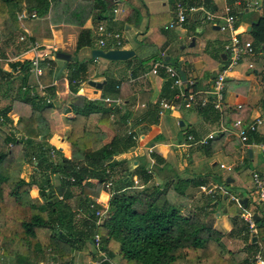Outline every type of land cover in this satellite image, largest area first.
Returning <instances> with one entry per match:
<instances>
[{"label": "trees", "instance_id": "16d2710c", "mask_svg": "<svg viewBox=\"0 0 264 264\" xmlns=\"http://www.w3.org/2000/svg\"><path fill=\"white\" fill-rule=\"evenodd\" d=\"M67 1L0 0V44L8 42L16 31L11 6L29 14L35 13L37 17L55 19L58 9ZM96 1L104 3V0H91L88 7H93ZM199 1L181 0L187 5H197ZM206 1L209 4V0ZM234 1L227 0V3L231 5ZM259 4L260 17L252 23L248 34L255 50L263 52L264 0ZM231 13L235 14L233 10ZM86 45H91L89 31L81 29L75 51ZM0 53L4 54L3 51ZM74 58L65 66L71 92L59 107L53 102L46 103L44 97H31L22 91L21 95L12 97L9 103L0 107V258L11 259L14 264H72V252L87 242L92 243L94 235L98 234L101 237L99 249L104 254L100 264H109L115 258L123 264H250L261 251L258 243L250 240L252 230L240 217L241 212L233 216V227L228 234L245 231L246 244L233 251L226 250L222 244L224 234L214 227L215 211L210 205L206 203V209L203 207L202 211L185 212L190 199L186 194L187 187L203 185V177H199L197 182L177 177L174 183L170 182L164 188L147 187L153 174L148 172L145 159L138 161L131 171L126 162L118 164L112 158L113 154L128 151L134 141L126 132V135H116L109 142H104L102 126L113 128V124L122 125L129 114H118L112 122L110 114L116 113L113 104H103L76 94L79 84L87 80V64ZM218 58L221 61V56ZM173 65L180 67L179 61ZM29 67L30 60H16L9 63L8 70L0 68V73L8 80L21 75L22 83H25ZM162 74L165 75L164 72ZM105 81L102 96L117 97L120 82L109 78ZM194 86L188 82L186 90H194ZM47 95L55 98L56 91L50 86ZM238 110L224 109L221 116L223 119L232 116L233 119L249 121ZM69 111L83 117L82 130L80 134L73 129L66 133L65 140L71 155L54 161L52 152L60 151L48 139L55 131V112ZM151 113L155 123L158 120L157 109L153 108ZM14 114L20 117L24 126L20 135L23 144L19 150L9 146L18 141L17 131H11L15 130L11 117ZM254 140L264 142L258 134L254 135ZM27 163L34 166L29 179L22 176ZM117 165L121 166L115 172ZM249 168L245 165L235 170L244 181H249L252 178ZM53 175L59 176L57 193L53 191ZM134 177L142 185L140 189L133 188ZM89 180L95 183L91 184ZM109 181L113 191L107 206H103L95 202V198L102 189H106ZM223 182L230 185L225 180ZM34 187L38 189L36 196L30 194ZM170 188L178 196H169ZM226 189L229 198L232 191ZM222 194L221 191L214 193L217 202L213 205L224 200ZM214 198H209V202ZM106 199L107 196L102 194L101 200ZM78 209L83 213L76 220ZM96 211H105L101 222L95 216ZM239 222L242 223L238 226ZM254 224L258 231L264 229L263 219L255 220ZM262 242L264 245V239Z\"/></svg>", "mask_w": 264, "mask_h": 264}, {"label": "crops", "instance_id": "0c3cea01", "mask_svg": "<svg viewBox=\"0 0 264 264\" xmlns=\"http://www.w3.org/2000/svg\"><path fill=\"white\" fill-rule=\"evenodd\" d=\"M85 1L68 0L65 5H61L58 9V15L55 16V19L61 21V27L68 34L69 40L74 43L73 52L70 53L61 50L56 44L45 46L55 48L57 52L62 51L73 57L75 56L76 60L81 62L92 61V64L95 65L93 73L87 76L86 81L79 84V87L82 89L79 93H76L77 95L89 100L100 101L103 104H113L116 113L110 114L112 122H115L119 116L118 114L125 112L129 114L126 122L124 124L122 123V125L113 124V128L106 125L102 126L104 142H109L116 135H126V132L132 137L128 131L133 129V134L137 136L135 139L133 137L131 138L134 141L133 147L119 154L116 160L118 164L126 162L125 165L130 167L132 171L138 161L145 159L146 167L148 168L151 165L153 170L151 172L153 177L146 184L147 187L164 188L170 182L174 183L177 177L193 179L194 182H197L199 177H203L205 180L203 185L205 187L214 188L216 189L214 191L218 193L221 191V194L223 192L224 200L214 205L212 203L217 202L216 198H214V201L209 202L210 199L207 195H203L207 199L206 203L208 205L210 204V207L215 211L214 227L224 234L221 242L225 249L229 251L241 249L246 244L245 231L239 232L238 234H228L233 227V216L238 212H241V214L248 213L252 217L256 215L258 217L257 220L263 219L264 221V204L258 202L253 193L252 178L249 181H244L235 169L238 166L244 167L247 165L251 167L252 165L253 167L249 168L251 175L253 172L264 175V150L254 147L251 149V153H249V149H245L232 130L231 123L234 120L233 117L229 116L223 119L221 111L235 108L236 105L240 104L241 108L239 110L241 111V115L249 119L253 116L261 117L258 111L262 103L258 90L262 87V83H264V67L260 72V74H263L260 78L261 81L257 77H254V74L259 71L254 63L255 61H250L254 65L252 70L245 67V69H232L228 72L221 111L215 109L211 103L205 106L204 108H208L203 111H200L199 109L201 108L197 105L191 108H185L182 105L181 99L174 98L176 88L171 86V79L165 73L164 68L159 67L157 73L152 72L154 64L166 62L167 64L173 65L175 61H179L180 67L177 68L180 74L182 72L186 77L187 84L189 82L191 85H195L193 87L194 90L209 91L212 89L214 79L212 78V74L217 72L219 66L223 63L221 61H224L222 57L220 59L221 61H219L218 55L221 56L224 53L223 44L227 40V34L220 32L215 28V24L204 21L197 15L188 16L186 23L181 27L165 30L164 26L175 17L176 3L181 0H104V3L96 1L93 7L92 5L88 7L90 6L89 1L91 0ZM259 3L260 0H235L229 5L227 0H209V4L206 1V6L211 11H214L215 7L216 10L214 12L216 13L223 12L224 8L229 6L237 16V30L240 33V37L250 39L248 31L252 23L256 22L261 14L259 13L261 8H258L260 6ZM110 4L112 5L109 6ZM253 7L255 9H252ZM22 11L16 8H14V11L10 10L16 31L8 38V42L0 44L2 51L6 50V55L8 56L18 55L28 47L26 43L18 42V39L16 42L24 46L22 50H18L12 45L7 46L12 42L10 39L12 37L14 38L15 33L19 32L20 28L25 33V36H30L29 38L32 40L37 41V38H42L41 33L34 34L29 31L26 27L27 22L17 19L18 14ZM62 23L65 25L62 26ZM98 25H104L108 29L120 32L124 41L121 48L133 50L135 53L134 56L127 60L112 61L103 58H92V50L100 48L97 43ZM81 29L89 31L91 45H86L78 49L75 55L76 42ZM143 39L145 40L142 43L141 40ZM192 41L193 44H191ZM255 56L264 59V51H258ZM66 62L68 61L57 58L54 61L51 60L50 69L49 67L46 68V75L44 74V82L42 83L45 85L51 84V89L56 91L55 98L50 96L54 105L57 98L65 95L66 99L67 94L71 92L66 78ZM0 68L6 71L9 69V64H7V67H2L1 65ZM63 71L64 74L60 75ZM87 71L89 72L90 70ZM163 72L165 75L162 74ZM199 73L201 74L199 75ZM106 78L115 79L120 82V86L117 87L120 91L119 95L117 97L111 96V98H119L121 104L114 102L106 103L98 98L102 96L104 84L96 92L94 88L88 85L89 80L105 81ZM167 79L169 81L164 85ZM229 80L234 82L232 87L228 84ZM11 81H14V77L8 80V86H10L9 83ZM31 82L32 75L27 77L26 80V83ZM86 82L87 84L85 86ZM245 82H249L250 85L246 86ZM26 83H21V85L23 86ZM60 84L64 85V91L60 89ZM45 93L47 94V89ZM17 94L21 95L19 88ZM250 97L253 100L248 103ZM161 100L174 103V109H163L160 104ZM55 106L59 107L60 105ZM153 108L157 109L158 115V120L155 123L152 122L154 116L151 110ZM57 114L60 117L65 116L69 121H62L56 118V120H59L58 124L55 127L54 134L48 139V142L60 151L59 153L52 152L51 157L54 161L59 160L61 157H70L71 152L65 140V135L71 129L75 130L77 134H80L83 125V117L73 113V111L67 113L57 112L55 116ZM16 118L19 120V125L15 126L16 122L14 123L16 127L14 131H17L18 138L16 143L23 144L20 135L22 134L24 126L20 121V117L17 116ZM210 132H216L217 136L208 145H193L190 141H186L187 143L184 142L188 134L200 137ZM180 134L183 135V138H180ZM256 134L264 139V128H261ZM260 143L264 144V142ZM178 148L182 151V155ZM256 148L259 149L257 154L255 152ZM247 154L249 158L246 157ZM155 156H158V159ZM187 157L189 161H187ZM159 159H161L160 162H158ZM27 165H24L23 173H25ZM221 165H224V167H221ZM120 166L117 165L114 171H118L119 168L117 167ZM33 169L34 166H30L29 175L32 174ZM219 170H225L226 172L222 173ZM24 175L28 176L27 173ZM29 178L27 177L26 179ZM228 178L231 180L227 182ZM51 179L54 187L53 191L57 193L59 176L53 175ZM224 180L230 185H225ZM89 183L93 184L95 181L89 180ZM107 187L106 189H102L95 198V202L103 206H107L111 192L113 191L111 187ZM226 187L232 191L231 197L229 198L227 197ZM199 188L200 186H194V184L187 187L186 194L188 193L190 199H188V208L186 207L184 209L186 212L191 210L202 211V208L206 207V203L202 204V201L200 202L196 198ZM32 191L38 195L37 188L34 187ZM74 192L77 191L74 190ZM102 194L107 196L105 201L101 200ZM169 196L175 198L178 195L170 188ZM234 196L239 199V203L240 199L246 198V207H243L242 204L240 206L233 201L232 197ZM82 213L83 211L78 209L75 215L76 220L80 219ZM241 214L240 217H242ZM243 221L245 220L243 219ZM241 223L239 222L238 226ZM251 230L250 240L252 241L253 237H255L256 240L253 242L258 243L259 250L263 253L264 245L262 240L264 239V229L261 228L258 231L254 224ZM236 246L237 248H235ZM99 250L97 248L95 249L91 242H87L72 252V264H80L86 253L89 254L87 256L89 259L97 258L96 260L99 261L103 257V252L101 253ZM110 262H114V259L110 260ZM0 264H14V262L11 259L0 258ZM120 264H123V261L120 260Z\"/></svg>", "mask_w": 264, "mask_h": 264}, {"label": "built area", "instance_id": "2783aa9c", "mask_svg": "<svg viewBox=\"0 0 264 264\" xmlns=\"http://www.w3.org/2000/svg\"><path fill=\"white\" fill-rule=\"evenodd\" d=\"M190 15H197L198 17L202 18V20L210 22L211 24H215L220 32L227 34V40L223 44V52L226 53L227 56L215 74L212 83V89L209 91H199L193 89L186 90L187 82H183V77L181 76L179 69L171 64L161 62L155 63L152 72L157 73L159 67L164 68L165 73L171 79V86L176 88L174 98L181 99L183 107L191 108L194 105H197L200 108H203L211 103L215 109L221 111L228 72L238 65L244 57L253 56L257 54L258 51L255 50L250 39H243L240 37V33L237 30V16L231 13V8L229 6H226L223 12L216 13L208 9L206 6V0H200L197 5H187L186 3L178 1L175 6V17L164 26V29L169 30L175 27H181L186 23L188 16ZM36 17L37 16L35 13L29 14L24 10L17 16L19 20H26ZM97 32V43L101 49L106 51L107 49H119L122 47L124 41L120 32L108 29L104 25H98ZM29 37L30 36L21 35L18 38V42L26 43L28 46L25 51L14 56L9 54L10 56L0 59V62L9 64L10 62H14L16 60H30V67L28 71L29 74L33 76L34 83L21 86V90L25 93L28 92L31 97H44L46 103H51V97L46 96L45 93L46 89L50 87L51 84H43L41 77H43L45 74L44 68L50 67L51 60L55 57L57 51L55 48L40 44L38 41L32 40ZM27 54H30L29 58H25V55ZM247 68L252 70L254 68L253 63H247ZM81 89L82 88L79 87L77 92L79 93ZM98 98L106 103L114 102L116 104H121V100L119 98H111L109 96H100ZM160 104L163 109H174L175 106L174 103H169L165 100H161ZM235 108L240 109L241 105L238 104L235 106ZM1 120L2 115L0 114V121ZM262 122V118L258 116L251 117L249 121L242 118H236L232 121V130L245 149L258 147L264 150V144L257 143L254 140V135L259 131ZM128 133L131 134L134 139L137 138V136L133 134V129H130ZM215 136H217L216 132H210L200 137L188 134L186 136V140L190 141L193 145L205 146L208 145L209 142L215 138ZM9 146L12 147L13 143H10ZM117 156H119V154H113L112 158L116 159ZM221 167H224V165H221ZM228 169L230 168L228 167ZM148 172H152L151 165L148 166ZM134 184L135 188L140 186L142 187V185H139V180L137 178H134ZM107 186L111 187L112 182L109 181ZM252 187L257 201L264 204V175H261L258 172H253ZM200 188L201 190L205 191L207 195H210L211 198H214V193L216 192L213 188H207L204 185H200ZM232 200L240 205L239 199L237 197H232ZM241 215L249 227L252 228L254 226V219L252 215L248 213ZM95 216L98 218V222H101L105 216V211H96ZM100 241L101 237L98 234L94 235L92 245L98 250ZM100 262V260H96L94 264H100ZM109 264L116 263L110 262ZM250 264H264V254L261 252L256 254L254 258L251 259Z\"/></svg>", "mask_w": 264, "mask_h": 264}, {"label": "rangeland", "instance_id": "374dc122", "mask_svg": "<svg viewBox=\"0 0 264 264\" xmlns=\"http://www.w3.org/2000/svg\"><path fill=\"white\" fill-rule=\"evenodd\" d=\"M14 8L15 7H13V6H11L10 7V10H13L14 11ZM252 9H255V7H253ZM259 13H261V10L259 11ZM18 19V18H17ZM19 20V19H18ZM20 21H23V22H27V25H26V27L29 29V31L31 32V33H36V34H38V33H41L42 34V38H37V41L38 42H40V44H43V45H51V44H56L57 45V47L58 48H60L61 50H65V51H67V52H73V47H74V43L73 42H71L70 40H69V37H68V34L66 33V32H64V29H62V27H61V21L59 20V19H50L49 17H47V16H43V17H38V18H36V19H32V18H30V19H26V20H20ZM63 25H65V24H63L62 23V26ZM45 26V28H43ZM65 27V26H64ZM67 27V26H66ZM25 35V33H23L22 31H21V28H20V30H19V32H17V33H15V36H14V38L12 37L10 40H12V42H10L7 46H13V47H15V48H17L18 50H22V48H24V46L20 43V44H18L17 42H16V40L18 39V37L20 36V35ZM2 51V49H1V46H0V52ZM3 53L4 54H1L0 53V59H4V58H6L8 55H6V50H3ZM76 51H75V55H76ZM25 58H29V55L27 54V55H25ZM56 58H53L52 60L54 61ZM92 60V59H91ZM77 61H79V60H77ZM250 61H252V62H254L255 63V65H256V67H257V69L259 70L258 71V73H256V74H254V77L256 78H258V80L259 81H261V75H263L262 73L260 74V72H261V70H262V68L264 67V59H262V58H258V57H256L255 55H253V56H246V57H244L241 61H240V63L238 64V65H236L233 69H235V70H241V69H245V67H247V63H249ZM79 62H81V61H79ZM82 62H85V61H82ZM86 69L87 70H90L87 74H86V77L87 76H90L92 73H93V71L95 70V65H93L92 64V61H86ZM1 65H2V67H7V64H4V62H0V67H1ZM240 65V66H239ZM49 69H50V67H49ZM248 69V68H247ZM44 73H45V75H46V68H44ZM64 74V71L60 74V75H63ZM201 73H199V75H200ZM30 76V74L28 75V77ZM41 81L42 82H44V76L43 77H41ZM7 82H8V79H6V77H4V76H2L1 75V73H0V107L1 106H4V105H6L7 103H9L10 102V99L13 97V95L14 96H16L17 97V92H18V88L20 89V92L22 91L21 90V83H22V80H21V75H15L14 76V81H11L10 83H9V85L10 86H8V84H7ZM25 83H26V81H25ZM32 83H34V78H33V76H32V82L31 83H26V84H24V85H28V84H32ZM233 81L232 80H229V85H230V87H232L233 86ZM86 84H87V82L85 83V86H86ZM245 85L246 86H249L250 84H249V82H245ZM20 86V87H19ZM60 86V89H62V91H64L65 90V87H64V85H59ZM79 88V87H78ZM228 89L230 90V88L228 87ZM225 92V91H224ZM228 94V93H227ZM258 94H260L261 95V98H260V100H261V103H262V106L260 107V109H259V113L261 114H258V115H260L261 116V118H262V125L260 126V129H259V131L261 130V128L263 129L264 128V83H262V87H260V89L258 90ZM63 96H64V99H63ZM65 100V95H61L59 98H57V100H55V105H61L62 103H63V101ZM252 98L250 97L249 99H248V103L249 102H252ZM54 101V100H53ZM245 106H247V105H245ZM245 110V109H244ZM55 113H57V112H55ZM18 115H16V114H14V115H12L11 117H12V119H13V122L15 123L16 122V125L15 126H17V125H19V123H18V119L16 118ZM62 116V115H61ZM56 118H58V119H60V120H62V121H69V119H67L65 116H62V117H60L58 114L55 116V127H56V125L58 124V121L59 120H56ZM20 121H21V119H20ZM23 124V123H22ZM16 128V127H15ZM11 131H14V130H11ZM183 135L182 134H180V138H183L182 137ZM187 140H186V138H185V143H187L186 142ZM214 145V144H213ZM13 148H15L16 150H19L21 147H22V144L21 143H15V144H13V146H12ZM179 150H180V148H178ZM184 151H185V149H184ZM255 152H256V154L259 152V149H255ZM180 154L182 155V151L180 150ZM187 159V161H189V159H188V157L186 158ZM176 160V159H175ZM226 163H227V161L226 160H224ZM28 164V163H27ZM156 165H158V163H156ZM30 166L32 167V164L30 165V164H28L27 166H26V170H25V173H27L28 174V176H25L24 174L25 173H23L22 172V176L25 178H29V173H30ZM253 166L251 165V167L250 168H252ZM219 171H221L222 173H225L226 171L225 170H219ZM25 178V179H26ZM156 181V180H155ZM149 182V181H148ZM147 182V183H148ZM153 183H154V181H153ZM133 188H135V187H133ZM141 188V187H140ZM139 188V189H140ZM208 188V187H207ZM135 189H138V187L137 188H135ZM214 189V188H213ZM33 190V189H32ZM214 190H216V189H214ZM215 192H217V191H215ZM30 194L32 195V196H36V194H35V192L34 191H31L30 192ZM203 194H205V195H207V193L205 192V191H203V190H201V188H199V191L197 192V194H196V198H197V200L198 201H202V204H204V203H206V201H207V199L205 198V195H203ZM202 197V198H201ZM207 197L208 198H210V195H207ZM200 198V199H199ZM211 199V198H210ZM206 205V204H205ZM210 205V204H209ZM106 206V205H105ZM211 206V205H210ZM188 208V207H187ZM186 212V211H185ZM94 247V246H93ZM91 248H92V246H91ZM235 248H237V246L235 247ZM96 249V248H95ZM84 250V249H83ZM100 251V250H99ZM84 255V254H83ZM87 256H89V254L88 253H86L85 254V256H84V258H83V261H81L80 262V264H92L96 259H94V258H88ZM86 257V258H85ZM88 261H90L89 263H88ZM114 262L115 263H118V264H120V259L119 258H115L114 259Z\"/></svg>", "mask_w": 264, "mask_h": 264}, {"label": "water", "instance_id": "95a60500", "mask_svg": "<svg viewBox=\"0 0 264 264\" xmlns=\"http://www.w3.org/2000/svg\"><path fill=\"white\" fill-rule=\"evenodd\" d=\"M112 4H110L109 6H111ZM258 8L260 9L261 7L258 6ZM215 28L218 29V27L216 26ZM191 44H193V41L191 42ZM92 58L96 59V58H103L106 60H127L129 58H131L132 56H134V51L131 49H126V48H120V49H109V50H103L101 48H96L92 50ZM226 53H222L221 57L223 60H225L226 58ZM55 58L60 59V60H64V61H74V57L68 53L59 51L55 54ZM166 63V62H164ZM216 73L212 74V78L215 77ZM181 75L183 77L184 82H187L186 77L184 76V74L181 72ZM103 84H105V81H95V80H89L88 81V85L92 88H94L95 92L97 90H100L103 86ZM249 153H251V149L248 150ZM231 179H227V182L230 181ZM246 198L240 199V204H242L243 207H246ZM253 218L255 220L258 219V217L256 215H253ZM256 238L253 237L252 241H255Z\"/></svg>", "mask_w": 264, "mask_h": 264}]
</instances>
